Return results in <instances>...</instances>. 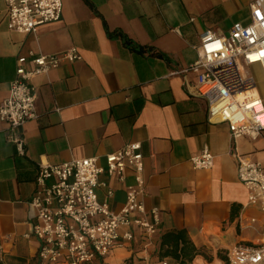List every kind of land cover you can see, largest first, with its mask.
<instances>
[{"label":"crops","instance_id":"obj_1","mask_svg":"<svg viewBox=\"0 0 264 264\" xmlns=\"http://www.w3.org/2000/svg\"><path fill=\"white\" fill-rule=\"evenodd\" d=\"M256 0H62L61 19L34 33L9 30L0 0V104L17 76L18 58L33 70V57L76 47L82 59L62 61L31 83L36 89L37 118L23 127L25 153L7 138L0 120V264H33L39 242L30 205L43 164L96 158L139 142L144 156L142 200L146 217L158 223L153 236L132 227L131 241L121 239L104 264H174L155 252L161 236L186 230L193 244L212 262L225 264L218 252L235 244L264 242V213L248 202V189L238 179L234 151L264 164V133L256 139L233 140L227 124L208 120V104L193 95L186 81L197 74L178 73L199 58L205 31L227 35L236 22H250ZM109 32H121L128 45ZM33 54V55H32ZM207 148L210 169H195L191 158ZM113 190L108 198L119 213L134 174L124 182L102 174ZM107 188H98L101 200Z\"/></svg>","mask_w":264,"mask_h":264},{"label":"built area","instance_id":"obj_2","mask_svg":"<svg viewBox=\"0 0 264 264\" xmlns=\"http://www.w3.org/2000/svg\"><path fill=\"white\" fill-rule=\"evenodd\" d=\"M7 26L20 33H34L40 26L61 19L62 0H4ZM198 60L178 73L195 72L193 95L208 104V120L227 124L233 140L256 139L264 133V93L254 70L264 81V0L251 4L250 22H236L227 35L212 30L203 33ZM33 55V54H32ZM82 59L76 47L53 55L33 57L36 67L27 70L25 57L18 58L17 76L11 82L8 96L0 104V120L7 124V138L18 152L25 153L24 125L37 118V93L31 80L64 61ZM238 179L248 189V202L264 213V164L234 151ZM214 155L204 148L191 158L195 169H210ZM133 172L135 184L127 188L126 202L119 213L112 212L108 198L113 190L100 181L102 174L124 182ZM144 156L141 144L133 142L110 153L106 165L98 166L96 158L72 160L61 164H43L36 178V191L30 200L37 223L32 235L39 242L33 264H101L120 245L131 241L132 227L151 237L158 223L146 217L142 200ZM107 188L101 200L98 188ZM228 264H264V242L237 243L226 251ZM104 264V263H103ZM162 264L168 262L162 261Z\"/></svg>","mask_w":264,"mask_h":264},{"label":"trees","instance_id":"obj_3","mask_svg":"<svg viewBox=\"0 0 264 264\" xmlns=\"http://www.w3.org/2000/svg\"><path fill=\"white\" fill-rule=\"evenodd\" d=\"M108 33L110 36L120 35L128 45L143 51V47L134 45L133 42L121 32L112 33L108 31ZM157 251L158 252H155L157 257L160 259L169 257L174 264H191L197 256H203L208 262H212L213 260L211 256H207L208 253L206 251L203 252L193 244L189 239L186 230L169 231L163 234ZM225 253L218 252V257L228 264ZM132 261L133 258H130L127 264H133ZM101 264H103V261H101Z\"/></svg>","mask_w":264,"mask_h":264},{"label":"rangeland","instance_id":"obj_4","mask_svg":"<svg viewBox=\"0 0 264 264\" xmlns=\"http://www.w3.org/2000/svg\"><path fill=\"white\" fill-rule=\"evenodd\" d=\"M254 73L256 75V78L258 79L259 81V87L262 89L263 93H264V81L262 79V76L260 74V72L258 70H254ZM208 256V254H207ZM225 263V262H224ZM226 264V263H225Z\"/></svg>","mask_w":264,"mask_h":264},{"label":"bare ground","instance_id":"obj_5","mask_svg":"<svg viewBox=\"0 0 264 264\" xmlns=\"http://www.w3.org/2000/svg\"><path fill=\"white\" fill-rule=\"evenodd\" d=\"M198 264H205V262L202 259H199ZM217 264H219V262Z\"/></svg>","mask_w":264,"mask_h":264}]
</instances>
